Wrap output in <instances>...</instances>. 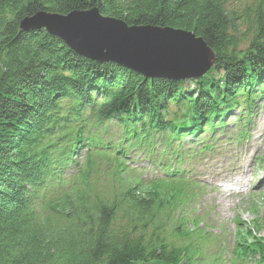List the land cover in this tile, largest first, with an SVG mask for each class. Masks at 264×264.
Instances as JSON below:
<instances>
[{
	"label": "trees",
	"instance_id": "obj_1",
	"mask_svg": "<svg viewBox=\"0 0 264 264\" xmlns=\"http://www.w3.org/2000/svg\"><path fill=\"white\" fill-rule=\"evenodd\" d=\"M92 9L192 32L215 67L193 81L149 79L21 29L41 13ZM260 107L264 0L241 13L229 0H0V264L203 263L212 240L189 215L194 163L213 157L230 124L239 144ZM237 235L231 264L264 261V237Z\"/></svg>",
	"mask_w": 264,
	"mask_h": 264
},
{
	"label": "rangeland",
	"instance_id": "obj_2",
	"mask_svg": "<svg viewBox=\"0 0 264 264\" xmlns=\"http://www.w3.org/2000/svg\"><path fill=\"white\" fill-rule=\"evenodd\" d=\"M258 1L260 0H229V7L241 13L244 7H252ZM241 27L242 34L247 33L244 38L246 45L252 31L247 32L246 23ZM214 67L215 62L202 77ZM163 78L177 81L172 77ZM194 85L196 82L187 84L192 87ZM237 111H234L236 117L231 119L232 122L237 117L238 120L241 118ZM242 124L245 125V122L242 121ZM229 128L230 130L223 129V132L215 133L219 143L215 146L213 157L202 160L200 164L194 163L201 172L196 177L201 188L198 190L197 206L191 208V213L188 212L202 220L200 226L205 230L203 235L212 240L208 248L204 245L201 249L204 255L208 252L202 257L205 261L201 264H231L240 228L251 231L252 236L264 237V107L258 109L251 125L246 127L249 133L239 144L235 124H230ZM191 163L193 162L189 161ZM256 220L259 229L255 226ZM250 242H253L252 237L248 239V243ZM215 258L220 259L215 261ZM260 261L258 256H253L248 264H264V261Z\"/></svg>",
	"mask_w": 264,
	"mask_h": 264
},
{
	"label": "water",
	"instance_id": "obj_3",
	"mask_svg": "<svg viewBox=\"0 0 264 264\" xmlns=\"http://www.w3.org/2000/svg\"><path fill=\"white\" fill-rule=\"evenodd\" d=\"M27 23L48 26L86 58L114 61L148 77L192 79L202 76L215 62L213 50L192 32L129 26L102 16L97 9L67 16L41 13Z\"/></svg>",
	"mask_w": 264,
	"mask_h": 264
},
{
	"label": "bare ground",
	"instance_id": "obj_4",
	"mask_svg": "<svg viewBox=\"0 0 264 264\" xmlns=\"http://www.w3.org/2000/svg\"><path fill=\"white\" fill-rule=\"evenodd\" d=\"M28 22V20H26V21H24L23 23H22V25H21V29L22 30H35V29H45L48 33H50L51 35H53V36H56V37H58V38H60L61 40H63L60 36H58V35H56V34H54V33H52L50 30H51V28L48 30V26H40V27H36V26H34V25H31V24H28L27 23ZM40 22H41V20H40ZM65 42V41H64ZM66 43V42H65ZM83 56V55H82ZM91 60H92V58H91ZM94 61H98V60H94ZM98 62H102V63H104V62H113V63H116V64H119V65H122V64H120V63H117V62H114V61H98ZM122 66H124V65H122ZM140 73V72H139ZM140 74H142V73H140ZM142 75H144V74H142ZM146 78H149V79H154V78H158V77H154V75L152 76V77H148V76H146V75H144ZM200 77H202V76H200ZM200 77H193L192 79H195V78H200ZM161 78H163V77H161ZM177 81H180V80H177ZM194 150H197V149H194Z\"/></svg>",
	"mask_w": 264,
	"mask_h": 264
}]
</instances>
